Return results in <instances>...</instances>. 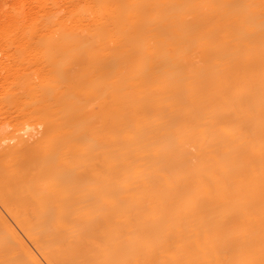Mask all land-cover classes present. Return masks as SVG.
<instances>
[{
	"label": "bare ground",
	"instance_id": "bare-ground-1",
	"mask_svg": "<svg viewBox=\"0 0 264 264\" xmlns=\"http://www.w3.org/2000/svg\"><path fill=\"white\" fill-rule=\"evenodd\" d=\"M0 264H264V0H0Z\"/></svg>",
	"mask_w": 264,
	"mask_h": 264
}]
</instances>
